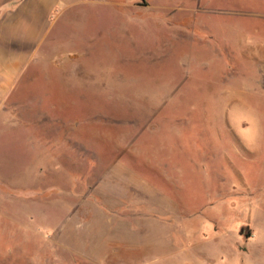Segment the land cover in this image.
Masks as SVG:
<instances>
[{"label": "rangeland", "instance_id": "1", "mask_svg": "<svg viewBox=\"0 0 264 264\" xmlns=\"http://www.w3.org/2000/svg\"><path fill=\"white\" fill-rule=\"evenodd\" d=\"M71 1L42 54L69 60L73 94L41 113L39 171L0 184V264L264 250V0Z\"/></svg>", "mask_w": 264, "mask_h": 264}, {"label": "crops", "instance_id": "2", "mask_svg": "<svg viewBox=\"0 0 264 264\" xmlns=\"http://www.w3.org/2000/svg\"><path fill=\"white\" fill-rule=\"evenodd\" d=\"M72 4L71 0H0V184L6 177L18 181L26 172L37 173L40 150L34 145L42 138L51 142L57 137L56 121L49 114L42 118L41 113L53 111L58 103L67 106V97L73 94L72 71L69 60L64 69L57 63L55 50L48 60L42 53L57 30L59 16ZM46 60L52 67L42 73ZM126 202L119 200L114 207H126ZM134 206V202L128 205ZM231 252L248 264L244 258L264 250Z\"/></svg>", "mask_w": 264, "mask_h": 264}]
</instances>
